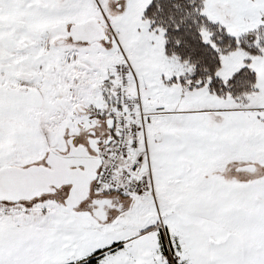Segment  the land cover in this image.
<instances>
[{"label":"snow or ice","instance_id":"obj_1","mask_svg":"<svg viewBox=\"0 0 264 264\" xmlns=\"http://www.w3.org/2000/svg\"><path fill=\"white\" fill-rule=\"evenodd\" d=\"M0 264H264V0H0Z\"/></svg>","mask_w":264,"mask_h":264}]
</instances>
